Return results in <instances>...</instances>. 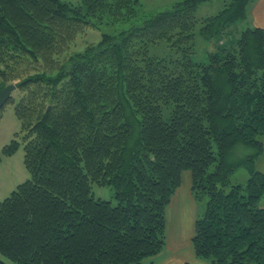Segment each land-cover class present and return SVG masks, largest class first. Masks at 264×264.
<instances>
[{
  "label": "trees",
  "instance_id": "trees-1",
  "mask_svg": "<svg viewBox=\"0 0 264 264\" xmlns=\"http://www.w3.org/2000/svg\"><path fill=\"white\" fill-rule=\"evenodd\" d=\"M211 1L152 12L142 0H0V77L28 74L15 110L31 175L0 202V264H144L165 250L184 172L195 199L209 198L196 257L264 264V29L246 24L235 43L196 61L198 29L226 36L256 0L200 19ZM127 23L58 60L85 28ZM162 42L170 53L150 55ZM239 146L254 152L236 157ZM240 167L248 182L231 185ZM95 184L112 187L115 202L96 199Z\"/></svg>",
  "mask_w": 264,
  "mask_h": 264
},
{
  "label": "rangeland",
  "instance_id": "rangeland-1",
  "mask_svg": "<svg viewBox=\"0 0 264 264\" xmlns=\"http://www.w3.org/2000/svg\"><path fill=\"white\" fill-rule=\"evenodd\" d=\"M75 6L79 5L80 0H60ZM174 0H150L142 1L147 10L149 11H158L163 10L168 7L170 4L174 3ZM230 2V0H213L202 4L197 12V15L200 19L214 16L222 11ZM246 22L236 24L226 36L219 38H213L210 40L205 39L199 34V29L197 31L196 43H197V54L196 61L206 62L208 58V50H216L220 43L227 42V44H233L239 37V33L246 26ZM129 27V24H119L116 26H102L100 29L85 28L80 31L79 34H76L73 41L71 42V47L62 55L58 56V60L61 62L67 60L69 56L75 55L85 51L89 46L95 45L102 40L104 34L117 35L121 30ZM236 28V30H234ZM233 41V42H232ZM170 53L169 47L165 42H162L158 45H153L150 47V55L164 57ZM19 76L22 78L27 76L21 67H16ZM15 70V73L17 72ZM32 74V72H29ZM22 78L13 79L7 81L1 79L0 77V90L4 89L10 84H18ZM25 95V91L22 88L15 90L12 93V96L8 103L0 111V202L8 198L13 191H15L19 185L23 184L31 178L30 172L27 169L25 163V131L23 130L21 121L16 113L15 107L21 97ZM264 143V138H263ZM14 145L13 153L8 154L6 150H9L10 147ZM253 150L249 147L239 146L236 150V157L244 158L250 154H253ZM256 170L264 174V156H260L256 161ZM184 174H189V172H184ZM183 188L188 187V182L184 183L185 176L183 175ZM250 175L248 170L245 167L237 168L233 174L230 176V184L236 185H246ZM93 192L96 199H103L106 201L115 202V191L110 186H98L93 185ZM209 198L207 196H202L200 199H196V206L191 205V210L188 209V205L181 206L182 209L191 211L190 214H186V217L181 216L179 223L177 222L176 217H173L170 213L169 207L166 213L167 220V237L170 244L182 242V252L183 256H187L185 263L188 264H209L208 261L201 260L197 261L194 255V248L190 236V223L193 222V217L201 218L205 214L206 205ZM188 204V203H186ZM260 208H264V196L261 198L259 203ZM189 229V232H188ZM193 254V257L190 256V251ZM181 255V253H180ZM1 257V256H0Z\"/></svg>",
  "mask_w": 264,
  "mask_h": 264
},
{
  "label": "crops",
  "instance_id": "crops-1",
  "mask_svg": "<svg viewBox=\"0 0 264 264\" xmlns=\"http://www.w3.org/2000/svg\"><path fill=\"white\" fill-rule=\"evenodd\" d=\"M142 1L146 2L150 0H142ZM174 1H177V0H174ZM247 25L252 28L264 29V0H256L250 5L249 10H248ZM183 175H186L184 183L188 182L189 186L186 188L182 187L183 186V178H182V185L180 189L177 191V193L174 195L172 202L169 206V210H168L170 211V213H172L173 217H176L177 222L180 220L182 215L186 217L187 213L188 214L191 213V211L182 209L181 206L188 205L189 210H191V205L196 206V199L191 189V174L189 173V174H183ZM198 218L194 216L193 222L190 223L191 241L195 233V224ZM181 222L182 221L180 220L179 223ZM188 232H189V229H188ZM181 244H182L181 241L177 244L174 242L170 244L168 241V237H167L166 247L163 253L155 258L147 260L144 264H186L185 261L188 257L183 256L184 253L182 252ZM194 255H195V252H194ZM190 256L193 257V254L191 251L189 252V258ZM196 259L197 261H199L197 257Z\"/></svg>",
  "mask_w": 264,
  "mask_h": 264
},
{
  "label": "water",
  "instance_id": "water-1",
  "mask_svg": "<svg viewBox=\"0 0 264 264\" xmlns=\"http://www.w3.org/2000/svg\"><path fill=\"white\" fill-rule=\"evenodd\" d=\"M16 90L15 84H10L6 86L4 89L0 90V111L10 100L12 93Z\"/></svg>",
  "mask_w": 264,
  "mask_h": 264
}]
</instances>
